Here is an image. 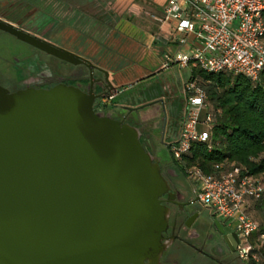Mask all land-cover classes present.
Wrapping results in <instances>:
<instances>
[{"label": "water", "instance_id": "95a60500", "mask_svg": "<svg viewBox=\"0 0 264 264\" xmlns=\"http://www.w3.org/2000/svg\"><path fill=\"white\" fill-rule=\"evenodd\" d=\"M108 95L63 83L0 93V264H160L169 185L139 129L96 111Z\"/></svg>", "mask_w": 264, "mask_h": 264}, {"label": "flooded vegetation", "instance_id": "af4514ba", "mask_svg": "<svg viewBox=\"0 0 264 264\" xmlns=\"http://www.w3.org/2000/svg\"><path fill=\"white\" fill-rule=\"evenodd\" d=\"M39 9L37 0H0V93L49 89L62 83L78 86L86 93L92 89L102 95L113 93L100 67L74 64L47 51L45 41L59 45L26 20L27 14ZM95 106L96 111L106 112L103 106ZM176 106L164 96H154L111 111L114 118L139 129L142 146L158 163L169 185L168 193L160 197L161 203L170 209L168 227L162 233V242L169 245L160 264H177L176 255L185 262L194 260V254L185 252L187 248L215 264L241 263L239 234L229 232L224 239L221 232L228 226L235 230L233 225L201 202L196 182L171 154L166 135L174 117L180 115Z\"/></svg>", "mask_w": 264, "mask_h": 264}, {"label": "built area", "instance_id": "2783aa9c", "mask_svg": "<svg viewBox=\"0 0 264 264\" xmlns=\"http://www.w3.org/2000/svg\"><path fill=\"white\" fill-rule=\"evenodd\" d=\"M157 19L162 23L174 21L171 31L178 44L189 43V34L201 43L186 52L167 54L166 65L178 63L208 73L243 74L252 81H257L264 71V0H166L162 16ZM184 87L187 102L181 130L178 139L169 143L177 160L195 143L209 142L213 124V116L207 111L208 94L198 79L190 78ZM113 96L111 93L102 98L101 103ZM186 171L197 184L201 202L238 232L239 258L259 263L262 244L253 239L259 227L250 215L249 204L264 195L262 177L234 163L209 174L196 164L188 165Z\"/></svg>", "mask_w": 264, "mask_h": 264}, {"label": "crops", "instance_id": "0c3cea01", "mask_svg": "<svg viewBox=\"0 0 264 264\" xmlns=\"http://www.w3.org/2000/svg\"><path fill=\"white\" fill-rule=\"evenodd\" d=\"M146 1L154 5L150 11L158 21L155 28L135 22L142 9L141 0H42L40 25L56 16L55 26L66 25L69 29L66 33L69 40L61 38L59 43L64 47L69 43L71 50L84 54L108 71L109 78L119 88L157 74L166 65V55L181 51L182 46L188 51L201 45L193 34H189V43L178 44L171 31L174 21L162 23L157 19L162 16L166 0ZM26 20L32 21L30 13ZM45 36L49 37L48 33ZM189 67L190 79L193 67ZM116 93L114 90L113 95Z\"/></svg>", "mask_w": 264, "mask_h": 264}, {"label": "trees", "instance_id": "16d2710c", "mask_svg": "<svg viewBox=\"0 0 264 264\" xmlns=\"http://www.w3.org/2000/svg\"><path fill=\"white\" fill-rule=\"evenodd\" d=\"M191 78H197L208 94L207 111L213 116L211 140L195 143L180 160L171 153L178 166L187 173L186 167L196 164L209 174L234 163L264 181V71L252 81L243 74H214L194 67ZM95 105L104 110L109 107L101 99ZM249 212L259 227L253 239L262 245L258 250L261 261L248 264H264V195L250 202Z\"/></svg>", "mask_w": 264, "mask_h": 264}, {"label": "rangeland", "instance_id": "374dc122", "mask_svg": "<svg viewBox=\"0 0 264 264\" xmlns=\"http://www.w3.org/2000/svg\"><path fill=\"white\" fill-rule=\"evenodd\" d=\"M37 1L39 4L41 3L42 0H37ZM141 6H142L141 12L139 16L135 18V22L138 25L144 26V27H153V28L157 27L156 25L158 24V21L155 20L154 13L150 11L154 5H151L149 1L141 0ZM39 10H40L39 12L37 11L39 14L37 12L36 13L33 12L34 10L30 13L32 21L29 22V26H32L34 29L38 30L40 33L44 35L45 33H48L49 37H46V38H50V39L52 38L53 41H55V44L64 47L59 42H62L61 40H66V41L69 40V37L66 35V33H68V30H69L68 27L66 25L55 26L58 21L57 18H55L56 16H54V18L52 16L50 20H47L45 21L44 24L40 25L39 19L41 17V12L43 10L42 6H40ZM170 24H171L170 22L167 23L168 26ZM60 35H62V37H60ZM68 44L69 43L66 44L68 46L66 48L70 49ZM187 49L188 48L186 46H182L180 49L181 51H177L176 53L172 55H175L179 52H186ZM78 54L88 58L82 53H78ZM165 63H166V59H165ZM190 74H191V67L189 66L184 67V66L179 65L178 63H170L169 65H165V67L161 69L160 72H158L155 75L150 76L149 78L139 80L131 85H125V86L119 87L117 93L113 97L114 99L109 100L107 102L109 107H107L105 111L111 112L114 110V108L121 106V105L133 106L134 104L141 103L142 101H145L154 96H164L168 99L169 102L174 101L175 103H177V106H176V108L178 109L177 113L180 112L179 116L174 117V120L171 122L170 126L168 127V131L166 135L167 142L177 140L179 137L180 130H181V120H182L184 108L187 102V94L185 92L184 85L188 81ZM174 115H176V112ZM200 127L203 130H208V128L206 127H203V126H200ZM251 214L253 215V212H251ZM257 232L258 230H255L253 232V237L257 235ZM185 252H187L189 255L194 254L195 256L194 260L185 262L182 260L181 257H177L176 255L174 256V258L177 261V264H215L209 261L207 258L202 256L201 254L197 252H193L191 249L187 248ZM248 263L249 261H243L238 264H248Z\"/></svg>", "mask_w": 264, "mask_h": 264}]
</instances>
